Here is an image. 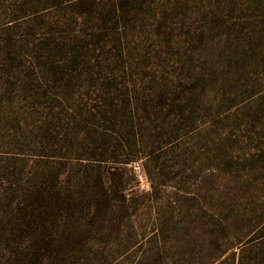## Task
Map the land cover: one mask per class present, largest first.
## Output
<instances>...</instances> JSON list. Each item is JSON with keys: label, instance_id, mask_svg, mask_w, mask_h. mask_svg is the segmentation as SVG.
Listing matches in <instances>:
<instances>
[{"label": "rangeland", "instance_id": "obj_1", "mask_svg": "<svg viewBox=\"0 0 264 264\" xmlns=\"http://www.w3.org/2000/svg\"><path fill=\"white\" fill-rule=\"evenodd\" d=\"M120 1L0 0V264H264V0Z\"/></svg>", "mask_w": 264, "mask_h": 264}, {"label": "trees", "instance_id": "obj_2", "mask_svg": "<svg viewBox=\"0 0 264 264\" xmlns=\"http://www.w3.org/2000/svg\"><path fill=\"white\" fill-rule=\"evenodd\" d=\"M120 2L123 3V4H126V1H125V0H124V1H120ZM96 182H98L99 189H102V191H103V189H104V191H105V187L103 186V181L101 180L100 177H98V179H97ZM94 197H95V195H91V197H90V201H89V203H88L90 209L98 204V203H97V204H96V203H93L94 201H91V200H93ZM102 197H103V196H102ZM80 198H82V197H80ZM101 202L105 203L106 205L108 204V201L106 200V197H105V192H104V199H102ZM95 204H96V205H95ZM108 206H109V205H108ZM262 236H264V234H262ZM250 241H252V239L249 240L248 242H250ZM237 264H240V263L237 262Z\"/></svg>", "mask_w": 264, "mask_h": 264}]
</instances>
